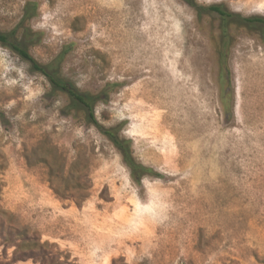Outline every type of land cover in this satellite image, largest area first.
<instances>
[{"label": "rangeland", "instance_id": "1", "mask_svg": "<svg viewBox=\"0 0 264 264\" xmlns=\"http://www.w3.org/2000/svg\"><path fill=\"white\" fill-rule=\"evenodd\" d=\"M33 3L31 53L66 51V82L106 89L98 121L155 174L137 184L69 94L0 43V264H264V24L242 20L264 0H0V31Z\"/></svg>", "mask_w": 264, "mask_h": 264}, {"label": "trees", "instance_id": "2", "mask_svg": "<svg viewBox=\"0 0 264 264\" xmlns=\"http://www.w3.org/2000/svg\"><path fill=\"white\" fill-rule=\"evenodd\" d=\"M193 5V4H192ZM27 5L25 8L24 16L22 17L19 24L11 31L3 32L0 31V43L10 48L12 51L17 53L22 59L30 64L33 71L42 73L47 77L52 86V90L62 89L69 94L71 99L79 105L82 111L86 115L87 122L93 124L97 129L115 146L120 152L123 162L130 170L132 179L137 184H142L144 178L148 175H154L155 172L151 167H148L141 163L134 154L133 142L130 138L125 137L120 133L118 126H104L102 125L95 114V106L97 102L104 101L108 97L105 90L102 93L93 95L85 94L74 86L65 81L63 77V60L66 51L60 53L55 59L43 63L38 61L35 56L31 53V46L37 44L41 40L39 32L34 31L30 25V20L33 17L35 10L37 9L36 4L33 3V8ZM205 11L215 12L221 15L223 18H233L235 15L229 13L221 5L214 4L207 7H203ZM244 24L260 23L264 24L263 17H249L242 19ZM227 37V35H224ZM223 40L218 45V57L220 60L225 58L227 44ZM223 71V70H222ZM223 74V73H222ZM115 86V84H107V87ZM227 95L222 92L221 101L224 107H228L226 104Z\"/></svg>", "mask_w": 264, "mask_h": 264}]
</instances>
